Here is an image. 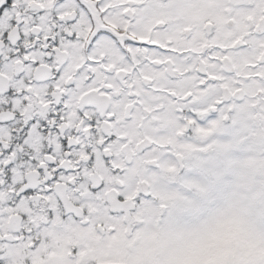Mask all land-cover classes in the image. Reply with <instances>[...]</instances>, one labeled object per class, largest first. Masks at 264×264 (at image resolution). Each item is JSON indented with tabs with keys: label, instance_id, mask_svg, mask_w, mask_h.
Segmentation results:
<instances>
[{
	"label": "snow or ice",
	"instance_id": "6c2138e0",
	"mask_svg": "<svg viewBox=\"0 0 264 264\" xmlns=\"http://www.w3.org/2000/svg\"><path fill=\"white\" fill-rule=\"evenodd\" d=\"M257 140L264 0H0V264H264Z\"/></svg>",
	"mask_w": 264,
	"mask_h": 264
},
{
	"label": "clouds",
	"instance_id": "9594fccd",
	"mask_svg": "<svg viewBox=\"0 0 264 264\" xmlns=\"http://www.w3.org/2000/svg\"><path fill=\"white\" fill-rule=\"evenodd\" d=\"M237 234H243L247 225L241 221L232 226ZM249 244L252 249L259 254L264 251L260 241L256 238H249ZM215 241L209 240L200 244L194 245L184 256V264H217V254L214 248Z\"/></svg>",
	"mask_w": 264,
	"mask_h": 264
},
{
	"label": "flooded vegetation",
	"instance_id": "af4514ba",
	"mask_svg": "<svg viewBox=\"0 0 264 264\" xmlns=\"http://www.w3.org/2000/svg\"><path fill=\"white\" fill-rule=\"evenodd\" d=\"M215 118V117H213ZM201 126H207V121H205ZM216 138H218L219 140L225 138H229L230 139V136L226 133H217L216 134ZM185 142H188V143H194V144H197L199 145L200 144V141L195 137V136H192V135H189L185 138ZM264 150V149H263ZM261 151H262V147H261ZM199 161H200V157H196L193 161V168L188 170L187 172H185V175L187 176V178L189 179H194V176H199V174L195 171V168L198 167V164H199ZM178 189V186L175 187V188H170V189H167V190H171V191H175Z\"/></svg>",
	"mask_w": 264,
	"mask_h": 264
},
{
	"label": "rangeland",
	"instance_id": "374dc122",
	"mask_svg": "<svg viewBox=\"0 0 264 264\" xmlns=\"http://www.w3.org/2000/svg\"><path fill=\"white\" fill-rule=\"evenodd\" d=\"M216 140H217V142H219V143H225V142H227L228 140H229V138H227V139H225V138H223V139H221V140H219L218 138H216ZM251 147H252V149H253V152H255V153H259L260 151H261V147H262V150L264 149V145H262L258 140L256 141V142H254L252 145H251ZM244 156V154L243 153H241V152H239V151H235L234 153H233V158L234 159H240V158H242ZM198 173V172H197ZM199 174V173H198ZM198 176H194V179L195 178H197Z\"/></svg>",
	"mask_w": 264,
	"mask_h": 264
}]
</instances>
